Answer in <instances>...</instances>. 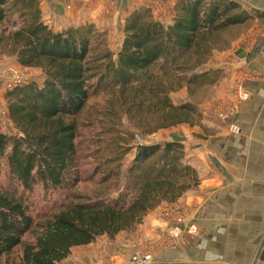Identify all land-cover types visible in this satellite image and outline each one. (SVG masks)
I'll return each instance as SVG.
<instances>
[{"label": "trees", "instance_id": "trees-1", "mask_svg": "<svg viewBox=\"0 0 264 264\" xmlns=\"http://www.w3.org/2000/svg\"><path fill=\"white\" fill-rule=\"evenodd\" d=\"M256 14L236 0H177L166 25L142 7L113 50L93 24L55 32L39 0H0V57L46 75L4 95L18 133L0 126V264H60L197 189L184 145L147 138L200 123V96L225 77L203 68ZM183 89L192 101L175 105Z\"/></svg>", "mask_w": 264, "mask_h": 264}, {"label": "crops", "instance_id": "crops-1", "mask_svg": "<svg viewBox=\"0 0 264 264\" xmlns=\"http://www.w3.org/2000/svg\"><path fill=\"white\" fill-rule=\"evenodd\" d=\"M168 1L170 11H165L161 22L171 25L177 0ZM239 1L247 11L257 12L256 21L228 50L216 52L203 69H221L223 79L234 78L244 69L259 78L245 83L249 97L236 103L235 114L226 121L205 113L199 124L173 127L148 139L182 143L187 162L200 177L199 187L174 204L185 217L175 245L160 250L150 264H264V38L253 32V28L264 30V0ZM39 2L45 23L55 32L93 24L119 47L126 19L148 6L145 0H116V12L107 18L103 0ZM10 61L14 62L0 57V95ZM226 93L223 99L235 102L233 87ZM171 98L175 105L192 101L187 89ZM168 206L150 212L132 232L101 236L73 249L60 264H126L140 246L161 241L170 226L162 215Z\"/></svg>", "mask_w": 264, "mask_h": 264}, {"label": "rangeland", "instance_id": "rangeland-1", "mask_svg": "<svg viewBox=\"0 0 264 264\" xmlns=\"http://www.w3.org/2000/svg\"><path fill=\"white\" fill-rule=\"evenodd\" d=\"M145 1H146V3H148V6L146 5V6H143V7L149 8L151 10L152 15L154 16V18L156 20H158V21H162L164 19L163 17H164L165 11H166L167 14L170 11L169 7H170L171 3L168 0H145ZM236 1L240 2L239 0H236ZM106 5H108V4L105 3V7H106ZM105 7H104V13H103L104 16H106L107 18H112L114 16L115 12H116V6H114V7H113V5L108 6V10H111L112 9V12L111 13L105 12ZM255 21L256 20L254 19L253 21L248 22L249 23L248 24L249 27L251 25H253ZM249 27H247L246 29H248ZM253 32L254 33H258L260 35V37L264 38V30L261 31L258 28H253ZM230 36H229V34L228 35H225L223 37V39H225V40L228 39L229 40V37ZM108 38L110 39V37H108ZM109 42H110L111 48L113 50H116V49L119 48V46L117 44L115 45V43L113 44L111 41H109ZM10 59L14 60V62L13 61H10L9 62V66H8V77H7L6 85L4 86V89H3V95H0V97H1V99H0V105L5 110H7V102L5 100V96L4 95H5V93H6L7 90L12 89V88H14V87L17 86V85H14L12 83V80L14 78L13 74L15 76L16 75H19L20 76L22 74V77H23V79L25 81L21 85H24V84H27V83H30V82H36L39 85H43L44 82H45V80H46V75H45V73L41 69H37V68H24V67H22V66H20L18 64V62L16 61V59H14V58H10ZM13 63H15V64H13ZM235 79H236V77H234V78L230 77V78L222 79L216 85V88L210 87L204 93H202L204 95V98H202V96H200V98H199V99H204L201 102L202 103V105H201L202 106V109H203V106L206 107V106L212 105V104H214L216 102H220V103L221 102H229V103H232L230 99H223V96H225L227 94L226 92H229L231 90V88L233 87V84H235ZM21 85H19V86H21ZM233 95H234V93H233ZM231 97H232V95H231ZM203 111H202V113L205 114V112H203ZM0 117H1L0 118V126H1L2 131L4 133H9V134H17L18 133V131L15 128L14 123L11 121L8 113L6 115H0ZM135 143L138 144L139 142H135ZM133 152H131L127 156V158H126V163L127 164H129V162H131V160L133 159ZM91 187H94V186L92 184L88 183V182H83L79 186V189L81 191L86 190V192H87L88 190H91L92 189ZM41 195H43V192L42 191H41ZM36 197H38L37 199H39V201H40V207H42L43 205L41 204V202L44 199H42L41 198L42 196H40V195H38ZM55 197H53V198L52 197H49L47 199L48 204H50Z\"/></svg>", "mask_w": 264, "mask_h": 264}, {"label": "built area", "instance_id": "built-area-1", "mask_svg": "<svg viewBox=\"0 0 264 264\" xmlns=\"http://www.w3.org/2000/svg\"><path fill=\"white\" fill-rule=\"evenodd\" d=\"M103 1L108 4L105 7V12L111 13L112 9L108 10V6H116V0ZM13 76L14 78L12 80V83L14 85L19 86L25 81L22 77V74L20 76H15L13 74ZM258 78L259 75L254 73V71H246L245 69L239 71L235 79V84H233L235 102H216L212 105L204 107V112L212 118L226 121L235 114L236 103L242 102L249 97V94L245 89V83L247 81H253ZM7 113L8 111L3 109L0 105V115H6ZM136 142H142L140 137L136 138ZM162 215L163 218L170 224V226L166 230V233L162 235L161 241L154 245L140 246L136 249L135 253L126 264H150V262L153 261L156 254L160 250L167 249L175 245L177 238L179 237V233L181 232L180 226L184 224L185 221L184 213L178 206L170 205L165 208Z\"/></svg>", "mask_w": 264, "mask_h": 264}]
</instances>
